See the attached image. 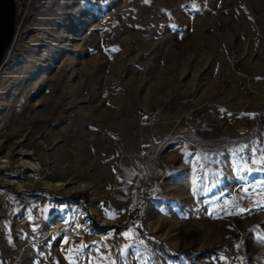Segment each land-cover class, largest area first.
<instances>
[{"label": "rangeland", "instance_id": "obj_1", "mask_svg": "<svg viewBox=\"0 0 264 264\" xmlns=\"http://www.w3.org/2000/svg\"><path fill=\"white\" fill-rule=\"evenodd\" d=\"M24 1L0 264H264V0Z\"/></svg>", "mask_w": 264, "mask_h": 264}, {"label": "water", "instance_id": "obj_2", "mask_svg": "<svg viewBox=\"0 0 264 264\" xmlns=\"http://www.w3.org/2000/svg\"><path fill=\"white\" fill-rule=\"evenodd\" d=\"M16 17V0H0V66L14 38Z\"/></svg>", "mask_w": 264, "mask_h": 264}, {"label": "built area", "instance_id": "obj_3", "mask_svg": "<svg viewBox=\"0 0 264 264\" xmlns=\"http://www.w3.org/2000/svg\"><path fill=\"white\" fill-rule=\"evenodd\" d=\"M140 117L142 119H147V120H154L155 119V113L153 111H142L140 113ZM149 151H147L148 154Z\"/></svg>", "mask_w": 264, "mask_h": 264}, {"label": "crops", "instance_id": "obj_4", "mask_svg": "<svg viewBox=\"0 0 264 264\" xmlns=\"http://www.w3.org/2000/svg\"><path fill=\"white\" fill-rule=\"evenodd\" d=\"M153 112H154V111H153ZM153 129H154L155 132H156V131H159V132H161V133H162V131L164 132V129H163V130L160 129V128H153ZM163 138H164V137H163ZM163 138H162V136H160V138H159L160 140H159V139L156 140V142L158 143V145H161V144L163 143V140H164Z\"/></svg>", "mask_w": 264, "mask_h": 264}, {"label": "trees", "instance_id": "obj_5", "mask_svg": "<svg viewBox=\"0 0 264 264\" xmlns=\"http://www.w3.org/2000/svg\"><path fill=\"white\" fill-rule=\"evenodd\" d=\"M24 2H25L24 0H16L17 5L23 4Z\"/></svg>", "mask_w": 264, "mask_h": 264}]
</instances>
